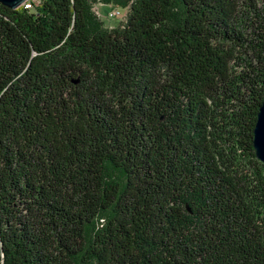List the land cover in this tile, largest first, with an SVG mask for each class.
Masks as SVG:
<instances>
[{
    "label": "trees",
    "instance_id": "obj_1",
    "mask_svg": "<svg viewBox=\"0 0 264 264\" xmlns=\"http://www.w3.org/2000/svg\"><path fill=\"white\" fill-rule=\"evenodd\" d=\"M116 2L0 4V264H264V0Z\"/></svg>",
    "mask_w": 264,
    "mask_h": 264
},
{
    "label": "rangeland",
    "instance_id": "obj_2",
    "mask_svg": "<svg viewBox=\"0 0 264 264\" xmlns=\"http://www.w3.org/2000/svg\"><path fill=\"white\" fill-rule=\"evenodd\" d=\"M39 1L41 0H29L25 6L27 8H33V4L34 3H38ZM93 2V12L94 14L98 17V15L96 14V9L98 7L99 9V13H100V20L103 22V25L105 28L107 29H114V28H118L120 27L121 25H123V23L125 22L126 20V17H127V14H128V11H129V7H122V6H119L118 3L116 2L117 0H91ZM120 1H124V0H120ZM116 9L120 10L123 14H126V17L124 18H108V15L110 12L112 11H115ZM104 220L101 219V220H98V222L95 224V227H94V231L99 229L102 224L104 223L103 222ZM93 231V232H94Z\"/></svg>",
    "mask_w": 264,
    "mask_h": 264
},
{
    "label": "water",
    "instance_id": "obj_3",
    "mask_svg": "<svg viewBox=\"0 0 264 264\" xmlns=\"http://www.w3.org/2000/svg\"><path fill=\"white\" fill-rule=\"evenodd\" d=\"M29 0H0V4L12 10L20 9ZM254 147L258 159L264 164V103L258 114V121L254 132Z\"/></svg>",
    "mask_w": 264,
    "mask_h": 264
},
{
    "label": "built area",
    "instance_id": "obj_4",
    "mask_svg": "<svg viewBox=\"0 0 264 264\" xmlns=\"http://www.w3.org/2000/svg\"><path fill=\"white\" fill-rule=\"evenodd\" d=\"M95 11H96V14L98 15V17L100 18V13H99L98 7ZM126 14H123L120 10L116 9L115 11H112L109 13L108 18H117V17L118 18H124V17H126Z\"/></svg>",
    "mask_w": 264,
    "mask_h": 264
}]
</instances>
